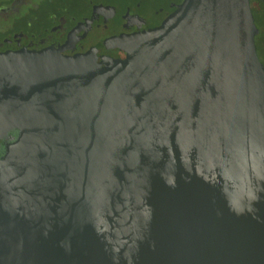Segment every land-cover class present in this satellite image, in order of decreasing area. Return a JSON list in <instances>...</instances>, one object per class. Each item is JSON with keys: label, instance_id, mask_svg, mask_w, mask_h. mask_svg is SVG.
Listing matches in <instances>:
<instances>
[{"label": "water", "instance_id": "water-1", "mask_svg": "<svg viewBox=\"0 0 264 264\" xmlns=\"http://www.w3.org/2000/svg\"><path fill=\"white\" fill-rule=\"evenodd\" d=\"M255 32L248 0H180L98 57L0 50V203L49 188L45 259L264 264Z\"/></svg>", "mask_w": 264, "mask_h": 264}, {"label": "flooded vegetation", "instance_id": "flooded-vegetation-1", "mask_svg": "<svg viewBox=\"0 0 264 264\" xmlns=\"http://www.w3.org/2000/svg\"><path fill=\"white\" fill-rule=\"evenodd\" d=\"M179 1L86 0L70 6L61 0H0V50L54 46L71 54L93 48L98 57L105 50V37L152 27ZM248 2L256 27L255 52L264 68V0ZM114 52L123 55L117 47ZM36 189L41 190L36 198L12 202L15 209L8 207L11 201L1 200L0 264H52L50 256L43 257L46 250L41 248L43 238L50 237L54 219L51 193L49 188ZM18 194L28 197L24 192ZM10 209L15 214V231L6 238V213Z\"/></svg>", "mask_w": 264, "mask_h": 264}, {"label": "rangeland", "instance_id": "rangeland-1", "mask_svg": "<svg viewBox=\"0 0 264 264\" xmlns=\"http://www.w3.org/2000/svg\"><path fill=\"white\" fill-rule=\"evenodd\" d=\"M54 1H56V2H59L60 0H54ZM65 1V2H64ZM76 1H84V2H86V0H61V3H69L70 4V6H71V4H73L74 2H76Z\"/></svg>", "mask_w": 264, "mask_h": 264}]
</instances>
